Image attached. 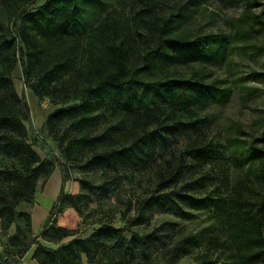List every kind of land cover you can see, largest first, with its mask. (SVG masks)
Wrapping results in <instances>:
<instances>
[{
    "label": "trees",
    "instance_id": "trees-1",
    "mask_svg": "<svg viewBox=\"0 0 264 264\" xmlns=\"http://www.w3.org/2000/svg\"><path fill=\"white\" fill-rule=\"evenodd\" d=\"M35 1L0 0V150L22 167L0 170V219L6 225L15 219L16 206L33 195L38 178L46 182L55 167L65 169L58 155L50 153L40 161L27 144L24 122L29 120V106L17 95L11 77L18 59L25 66L24 78L36 77L31 86L35 92L40 93L41 87L55 88L74 72L81 80L75 101L55 108L46 123L67 120L64 155L74 148L89 147L88 163L98 167L147 165L155 159L159 141L197 131L204 123L202 109L212 101H223L228 91L212 76L211 67L225 58L229 38L181 28L185 15L180 9L175 13L180 19L169 14L160 24H153L142 52L134 54L133 32L110 14L102 15L106 0H43L32 9L24 8ZM229 1L243 4L239 15L229 18L232 40L264 54V44H257L264 36V7L255 12V1ZM139 15L135 11L134 19ZM6 20L14 25L15 34L5 26ZM81 43H86L88 56L82 69H77ZM102 110L110 112L114 121L104 127V133L91 135L88 128L95 122V113ZM252 125L261 129L259 136L236 138L230 145L234 162L244 171L228 199L218 190L203 187L207 173L194 181L186 179L185 190L170 188L180 175L183 159L204 165L218 164L222 158L220 144L190 137L178 152L175 166L171 159L162 160L152 195L139 201L136 215L127 223L116 227L102 222L88 239L75 237L56 248L47 247L39 238L59 241L70 234L56 225V214L63 210L61 202L72 198L61 186L37 233L27 237L17 228L9 239L12 249L0 264L17 262L33 245L32 257L38 264H81L82 254L87 264H130L133 246L142 244L131 225L145 222L158 211L186 217L212 205L220 208L227 232L224 239L209 237L208 243L223 248L225 256L221 260L202 252L193 264H264V146L260 145L264 143V119H254ZM84 182L94 188L93 183ZM24 217L27 232L30 220ZM127 231L132 233L129 239L123 235Z\"/></svg>",
    "mask_w": 264,
    "mask_h": 264
},
{
    "label": "rangeland",
    "instance_id": "rangeland-1",
    "mask_svg": "<svg viewBox=\"0 0 264 264\" xmlns=\"http://www.w3.org/2000/svg\"><path fill=\"white\" fill-rule=\"evenodd\" d=\"M42 1L36 0L34 5L28 4L24 8L32 9ZM252 1H255V12L264 7V0ZM242 8L243 4L229 0H148L146 3L138 0H106L102 15L110 14L118 24L128 27V32H133L130 34L133 37L131 42L134 54L142 52L140 50L146 45L145 36L153 31V24H160L169 14H173L172 19H180V16L175 15L178 9L185 15L181 28L199 31L201 34L221 33L229 38L225 58L211 67L212 76L228 88L224 100L212 101L202 109L204 123L197 131L177 133L169 136L165 142L159 141L157 155L147 165L129 168L120 165L93 166L88 163L92 153L89 147L74 148L66 157L63 149L68 139L65 130L69 128V122L62 120L51 125L46 123V118L55 108L75 101L74 94L81 80L75 72L67 74L55 84V88L50 90L41 87L38 93L31 88L36 77L32 75L25 79L24 63L21 58L17 60L11 77L17 95L24 97L29 106V120L24 122L27 144L40 161L50 153L58 155L65 165L67 176L64 178L63 170L55 167L46 182H42V177L37 179L33 195L16 206L13 222L6 225L0 219L1 260L12 249L9 239L17 228L23 230L27 237L37 233L61 186L72 198L61 202L63 210L56 214V225L67 229L70 234L59 241L39 238L47 247L56 248L75 237L88 239L92 229L102 222L108 221L116 227L124 225L136 215L139 201L152 195L162 160L171 159L175 166L178 152L185 147L190 137H199L204 143L210 141L220 144L222 158L218 164L210 161L204 165H198L188 158L183 159L180 175L169 185L170 188L185 190L186 179L194 181L207 173L203 187L218 190L224 199L229 198L232 186L243 178L241 176L244 171V167L234 162L231 156V142L236 138L248 140L259 136L261 129L253 126L252 121L264 119V54L254 47L236 43L231 38L229 18L238 16ZM135 11H139V16L144 19L138 16L135 20ZM5 26L15 34L14 25L6 20ZM257 44H264V36L259 37ZM85 48L86 43H81L77 69H82L87 61ZM43 59L45 62V57ZM38 65L36 71L39 70ZM113 121L110 112L99 111L95 113V122L88 128V132L100 135L104 133V127ZM67 132L72 135V131ZM260 145L264 146V143ZM3 168L22 170L16 159L6 156L0 150V170ZM86 180L93 183L94 188H89L84 182ZM220 211L214 205L192 211L186 217L158 211L145 222L131 225L130 228L138 234L142 244L133 246L135 249L130 264H193L195 256L202 252L222 260L224 249L212 247L208 243L209 237H226L227 227ZM24 215L30 220V231L27 232L24 229ZM123 235L126 239L132 237L128 231ZM34 249L35 245L22 259L8 264H38L32 257ZM87 263L88 258L82 254L81 264Z\"/></svg>",
    "mask_w": 264,
    "mask_h": 264
}]
</instances>
